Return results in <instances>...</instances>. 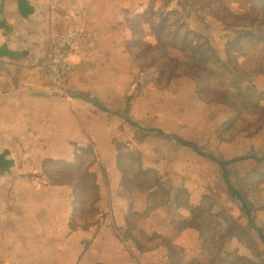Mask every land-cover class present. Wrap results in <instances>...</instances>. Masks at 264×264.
<instances>
[{"label": "crops", "instance_id": "1", "mask_svg": "<svg viewBox=\"0 0 264 264\" xmlns=\"http://www.w3.org/2000/svg\"><path fill=\"white\" fill-rule=\"evenodd\" d=\"M25 1L33 8L27 18L17 0H0V156L12 163L9 170H0V264H207L211 250L191 225L190 209L200 210L202 220L211 225L214 216L226 213L228 220L219 216L215 230L223 250L225 238L220 236L229 225L238 224L264 251L241 214L239 201L219 184L216 162L188 147L160 149L148 138L139 141L124 116L127 108L131 120L206 148L226 121L206 117L210 130L205 139L200 138L203 103L198 98L192 93L185 98L186 89L173 94L144 83L128 52V25L153 0ZM70 32L76 35L70 50L73 72L53 82L46 69L55 45ZM90 42L93 49L87 47ZM238 137L250 143L224 150L223 159L252 156L227 168L237 175L230 177L232 183L248 173L259 182L246 201L264 235V128L253 138ZM237 139L219 144L230 147ZM85 147H92L97 156L94 172L101 226L72 232L71 187L47 182L43 164L45 160L70 162ZM123 148L141 154L142 168L158 174L160 191L170 194L136 223L143 239L126 236L125 231L134 232L129 231V214H145L155 204L158 190L124 187ZM213 148L207 149L222 157ZM174 179L176 187L170 183ZM178 192H185L187 198L175 201ZM245 237L239 238L236 248L238 264H256ZM167 241L181 258L169 250Z\"/></svg>", "mask_w": 264, "mask_h": 264}, {"label": "trees", "instance_id": "2", "mask_svg": "<svg viewBox=\"0 0 264 264\" xmlns=\"http://www.w3.org/2000/svg\"><path fill=\"white\" fill-rule=\"evenodd\" d=\"M158 1L159 3H157ZM227 1L153 0L128 25L132 35L128 52L131 61L139 69L146 85L152 84L153 87L162 90L164 80L167 81L166 84H169L173 76L191 78L194 83V97L196 96L213 112L215 108L228 110L229 119H226L213 134L219 142H229L240 135H254V133L264 128V106L250 102L245 94V89L251 86L252 76L250 75V67L241 57L244 50L242 48L243 40L260 44L264 48V0H235L245 4V11L241 16H237L230 11ZM17 4L24 18L33 13V8L25 0H17ZM182 9H188L199 18L207 12H212L220 18L232 22L233 41L229 43L224 58L219 57L216 50L209 41L204 39L203 35L186 25V21L182 20L184 19L183 13H181ZM172 18L174 21L170 22ZM150 19H154V21L148 22L151 33H146L142 25ZM196 39L200 41L198 42ZM149 70L152 73L146 77ZM218 76L224 78L227 76L225 79L239 83L240 88H242L238 93L239 100H233V96H230L229 93L213 86L211 77ZM126 107H128V104H126ZM125 111L124 116L127 122L134 127L133 129L139 141L148 138V140H157L163 147H188L204 159L216 162L220 166L219 179L227 189L226 194L239 201L241 214L247 218L249 227L256 231L264 246L262 226L255 221L252 215L254 210L246 201L248 193L256 190L258 183L251 179L250 173L243 178H237L232 183L230 177L237 175H233L227 168L232 162L247 160L252 156L230 160H224L220 156L215 157L213 152L203 145L131 120L127 116V108ZM252 126H255L254 130H252ZM78 151L74 160L70 162L45 160L43 164L44 176L47 182L55 185L66 184L71 187L73 202L70 226L72 232L77 229H94L101 226V219L98 218L99 211L96 206L99 200V188L96 184L94 172L97 156L92 147L81 148ZM260 159L257 158L258 161ZM141 161V154L137 151L125 148L121 151L120 166L126 174L124 187L127 190H143L146 187H154L158 190L153 198L155 204L149 205L145 214L141 215L134 212L129 214V231L133 229L134 232L127 234L128 231H125V234L130 238L136 235V223L161 202L170 198V194L160 191L162 181L159 175L150 169H143ZM11 165L12 163L4 155L0 156V170L7 171ZM185 195V192L176 193L175 201L180 202L185 198ZM190 211L194 216L191 225L200 231L202 244L211 250V256L207 264H222V261H225L226 264L241 262L236 248L239 238L246 236L245 239L249 240L248 232L238 224L237 226L229 225L224 235L220 236V238H225L224 245L226 246L223 250L222 245L218 246L217 244L219 236L217 237L215 230L219 225L217 221L219 216L222 220H228L226 219V213L214 216L215 220L213 219L211 225L209 223L211 221L202 220L200 210L190 209ZM88 216L93 217L90 223L85 222ZM207 225L210 230L205 231ZM137 233V235H141L139 232ZM141 236L143 237V235ZM167 245L173 254L181 258V253L178 252L177 248L172 246L169 241H167ZM223 254H225L224 259H222Z\"/></svg>", "mask_w": 264, "mask_h": 264}, {"label": "rangeland", "instance_id": "3", "mask_svg": "<svg viewBox=\"0 0 264 264\" xmlns=\"http://www.w3.org/2000/svg\"><path fill=\"white\" fill-rule=\"evenodd\" d=\"M159 3V1L157 2ZM227 5L228 8L230 9V11L237 15V16H241L244 14L245 11V4L241 1H235V0H228L227 1ZM171 7H173L171 5ZM186 9H182L181 13H183L184 19H182L184 22L186 21V25H188L189 28H193L194 31L200 33L201 35H203L204 39H206L207 41L210 42L211 46L216 50V52L218 53L219 57L222 59L224 58L225 55V51L227 50L229 43L231 41H233L232 39V22L227 20V19H223L220 18L219 16H217L216 14H213L212 12H207L204 15H202L201 18L197 17L196 15H194V13H191V11H189L188 9L186 10V12H184ZM143 12V11H142ZM154 21V19H150L148 21H146L145 23H143L142 28L144 29V32L146 33H151L150 27L148 22ZM174 19L172 18V20H170V22H173ZM129 27V26H128ZM130 29V27H129ZM132 39V35L130 40ZM196 41H200L199 39H196ZM130 44V42H129ZM243 46L242 48L243 50V54H241V57L243 58V60H245V63L247 64L248 67H250V75L252 76L251 78V86L245 89V94L247 95L248 99L250 102L255 103L259 106H264V85L262 87L261 83H263L264 81V48L257 43L254 42H247L246 40H243L242 42ZM134 46V45H133ZM134 48V47H133ZM135 50V49H134ZM240 56V55H239ZM154 72V71H153ZM150 73H152V71H148L146 74V77H148V75H150ZM227 76H225L226 78ZM211 81L213 83V86L216 89H221L224 90L225 92L229 93L230 96H233V100H239L238 98V93L239 91L242 89L239 86V83H234L232 80L229 79H225L224 77H211ZM193 79H187L184 78V76H178L172 77L171 83L166 84L167 81H165V83L163 84L164 86L162 87L163 92H167V93H177L178 91L180 92L183 89H186V93H184L185 98L188 97V95L190 93H194L193 90V86L194 83L192 81ZM262 81V82H261ZM254 83V84H252ZM152 84H150L151 86ZM258 87V88H256ZM262 87V88H261ZM194 96V95H193ZM184 98V100H186ZM195 98H197L195 96ZM201 112H199L200 115V129L198 132V136L200 138H206L207 137V131L210 130L208 125H209V120L208 123H206L207 119L206 117L209 119L210 117H217L219 119H229V112L227 109H217L215 108L214 112L210 110V108L206 107L204 104L201 105ZM262 112V111H260ZM263 113V112H262ZM208 115V116H207ZM255 129V126H252V130ZM255 134V133H254ZM253 138V134L249 135ZM239 137H236V139ZM209 141V145L207 143V148H213L215 149L217 147V149L215 151H218L220 153H218V155H222V153L224 152V150L227 149H234L235 147H238L239 145H242L244 143V146L249 144L250 141L249 140H239L237 139L234 143L231 144V146L229 147V144L226 143H222L221 145L219 143L218 140H208ZM148 143L150 144H156L157 146H159V142L155 139H151L148 141ZM147 147V146H146ZM152 146L149 145V148H151ZM177 147V146H176ZM164 148L163 146H160V149ZM166 153V152H165ZM165 155V154H164ZM163 157V156H160ZM168 154L166 153V156H164V159L168 160ZM173 157V155L171 156ZM224 156L222 155V158ZM232 173V172H231ZM233 178V177H231ZM254 181H256L255 179H253ZM177 180H172L170 183H173V186L176 187L175 185H178ZM219 184L222 186L223 191L225 192V194L227 193V189L224 186V184L220 181ZM257 186L259 187V182L257 184ZM185 198H187L185 196ZM93 217L88 216V219H86V223H90L91 219ZM80 221V220H79ZM252 230V233H256V231L252 228H250ZM210 230V227H208V225L205 227V231ZM134 237H138L140 238L141 236L139 235H135ZM142 238V237H141ZM249 240L247 242H249L248 244L251 245V248L253 250V255L256 256L257 258V262H255L256 264H264V251H261L259 249V244L257 245L255 243V240L253 239V237H251V234L248 236ZM143 239V238H142ZM247 264H253V262H247Z\"/></svg>", "mask_w": 264, "mask_h": 264}, {"label": "built area", "instance_id": "4", "mask_svg": "<svg viewBox=\"0 0 264 264\" xmlns=\"http://www.w3.org/2000/svg\"><path fill=\"white\" fill-rule=\"evenodd\" d=\"M75 36V33L70 32L65 39L58 42L54 47V53L46 69L47 77L53 82L66 79L73 72L71 60L73 53L70 50L75 44ZM87 47L93 49L94 43L90 42Z\"/></svg>", "mask_w": 264, "mask_h": 264}]
</instances>
